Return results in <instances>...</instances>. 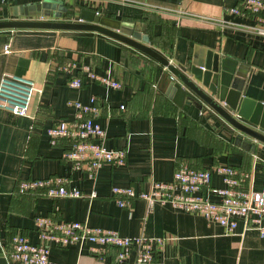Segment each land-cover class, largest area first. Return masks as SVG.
Returning <instances> with one entry per match:
<instances>
[{"label": "crops", "instance_id": "obj_1", "mask_svg": "<svg viewBox=\"0 0 264 264\" xmlns=\"http://www.w3.org/2000/svg\"><path fill=\"white\" fill-rule=\"evenodd\" d=\"M45 0H2L0 21L39 20L78 22L81 10L136 25L148 38V46L182 73L194 54L206 51L241 67V94L264 105V37L251 28L255 17L241 10L242 0H56L67 13L60 19L39 13L15 16L20 7ZM237 8L239 14L228 9ZM10 42V53L3 52ZM86 67L96 75H111L118 89L100 86L84 78ZM165 70L156 62L124 44L94 32L15 30L0 31V78L16 75L34 82L28 117H15L0 108V247L11 250L16 235L40 243L37 217L53 223H85L91 228L116 232L122 237H168L151 264H264V237L244 231L238 222L232 235L198 215L166 205L147 209L134 201L130 209L118 208L112 187L146 192L152 181L168 182L180 165L212 170L226 165L245 175L240 188L264 196V146H241L238 132L210 110L201 113L192 105L175 106L166 93ZM187 75V73H186ZM82 78L79 89L68 86ZM95 99V122L105 131L106 149L124 150L121 166L103 165L90 180L62 159L70 146L60 139L52 146L47 131L58 121H73L70 102L87 105ZM122 108V109H120ZM255 131L262 133L257 127ZM244 139V138H243ZM61 178L94 199H51L19 195L21 181ZM210 186L222 188L212 172ZM215 200V198H212ZM53 264H112L117 250L93 244L59 247L48 244ZM131 252L125 264H133ZM10 264V263H8Z\"/></svg>", "mask_w": 264, "mask_h": 264}, {"label": "built area", "instance_id": "obj_2", "mask_svg": "<svg viewBox=\"0 0 264 264\" xmlns=\"http://www.w3.org/2000/svg\"><path fill=\"white\" fill-rule=\"evenodd\" d=\"M241 10L255 17L256 25L251 28L264 37V0H242ZM231 14H239L237 8L228 9ZM43 18V16H41ZM34 21H43L42 19ZM68 22H75L70 20ZM10 53V42L3 49ZM84 78L100 86L118 89L119 83L109 74L101 76L82 69ZM74 89L82 87V78L68 81ZM41 93L33 81L16 75L3 74L0 78V108L15 117H28L34 93ZM76 113L73 121H58L47 131L49 143L54 146L60 139L70 142L62 159L69 162L76 171H84L94 180L98 169L103 165L121 166L124 163V150H110L103 146L105 131L95 122L98 107L91 98L87 105L70 102ZM122 109V108H120ZM220 176L223 187L210 186L211 173ZM229 166H215L212 170H199L180 165L172 173L168 182L152 181L146 192L135 193L130 188L112 187L111 196L120 209H130L134 201H143L147 209L154 204L166 205L186 214L198 215L208 222L220 226L225 235H232L237 223L241 222L244 231H255L264 237V196L241 190L240 175ZM17 194L45 196L51 199H94L95 192L83 194L78 188L68 186L61 178L26 180L18 183ZM215 198V200H212ZM36 229L40 243L32 245L23 235H16L11 242V250L5 253L7 260L14 264H53L49 260V243L59 247L93 244L100 247H114L117 253L112 264H125L131 252L133 264H151L157 251L164 249L171 240L168 237H122L114 231L91 228L85 223H53L37 217Z\"/></svg>", "mask_w": 264, "mask_h": 264}, {"label": "water", "instance_id": "obj_3", "mask_svg": "<svg viewBox=\"0 0 264 264\" xmlns=\"http://www.w3.org/2000/svg\"><path fill=\"white\" fill-rule=\"evenodd\" d=\"M35 13L60 19L67 13V8L56 0H45L20 7L18 12L14 10L15 16L26 18ZM15 30L94 32L131 47L165 70L162 76L169 83L166 93L175 106L192 105L201 113L210 110L225 125L238 132L237 139L242 147L253 151L255 142L264 146V135L252 129L257 127L264 132V105L241 94L244 74L241 67H236V63L229 59L219 58L217 54L206 51L201 61L194 54L186 75L147 45L148 38L140 35L138 26L118 23L86 9L80 11L78 22L0 21V31ZM0 264H8L1 247Z\"/></svg>", "mask_w": 264, "mask_h": 264}, {"label": "trees", "instance_id": "obj_4", "mask_svg": "<svg viewBox=\"0 0 264 264\" xmlns=\"http://www.w3.org/2000/svg\"><path fill=\"white\" fill-rule=\"evenodd\" d=\"M10 264H14L13 262L9 261Z\"/></svg>", "mask_w": 264, "mask_h": 264}]
</instances>
